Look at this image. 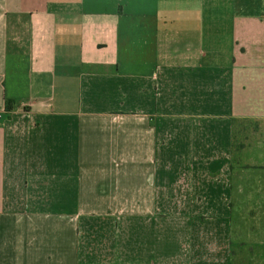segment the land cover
Returning a JSON list of instances; mask_svg holds the SVG:
<instances>
[{"label":"crops","instance_id":"crops-1","mask_svg":"<svg viewBox=\"0 0 264 264\" xmlns=\"http://www.w3.org/2000/svg\"><path fill=\"white\" fill-rule=\"evenodd\" d=\"M238 248L264 258V0H0V264Z\"/></svg>","mask_w":264,"mask_h":264},{"label":"rangeland","instance_id":"rangeland-1","mask_svg":"<svg viewBox=\"0 0 264 264\" xmlns=\"http://www.w3.org/2000/svg\"><path fill=\"white\" fill-rule=\"evenodd\" d=\"M243 248L247 250V246H244ZM257 250H260V249H257ZM237 251L238 252L235 253L236 258L232 260V264H264V258L255 257L256 255L260 254L258 252L257 253L251 252L252 256L246 257L245 253L241 251V248H238Z\"/></svg>","mask_w":264,"mask_h":264},{"label":"trees","instance_id":"trees-1","mask_svg":"<svg viewBox=\"0 0 264 264\" xmlns=\"http://www.w3.org/2000/svg\"><path fill=\"white\" fill-rule=\"evenodd\" d=\"M6 107L11 108V103L9 101H6Z\"/></svg>","mask_w":264,"mask_h":264}]
</instances>
